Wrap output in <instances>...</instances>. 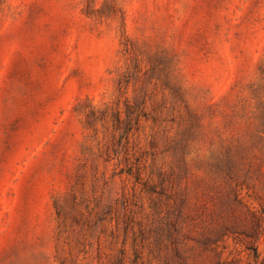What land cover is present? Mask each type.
<instances>
[{
    "label": "rangeland",
    "instance_id": "rangeland-1",
    "mask_svg": "<svg viewBox=\"0 0 264 264\" xmlns=\"http://www.w3.org/2000/svg\"><path fill=\"white\" fill-rule=\"evenodd\" d=\"M263 226L264 0H0V264H264Z\"/></svg>",
    "mask_w": 264,
    "mask_h": 264
},
{
    "label": "trees",
    "instance_id": "trees-1",
    "mask_svg": "<svg viewBox=\"0 0 264 264\" xmlns=\"http://www.w3.org/2000/svg\"><path fill=\"white\" fill-rule=\"evenodd\" d=\"M90 113H93V108L90 109ZM121 123H118V127L121 128ZM129 129L128 125H125V127L123 128V133H125L127 130ZM124 135V134H122ZM181 163H182V169L186 170V168L188 167V162L185 160L184 157L180 158ZM215 166L217 169H221L223 172H225L227 175H231L233 173L234 170V159L232 158V156H229V154L226 152L224 156L216 158V162H215ZM159 177H160V194H164V187H165V179L164 176L166 175L163 171H160L159 173ZM179 201L177 202L175 199L174 204L172 205V210L174 211L173 215H166L165 218L163 219L166 223V227H164L165 233L168 237L171 236L172 233H176V234H184L186 232V230L183 229L182 223L183 220L185 219L186 213L184 211V206L187 203V197L184 195H179ZM252 217L254 218L255 216L253 214H251ZM259 219L258 217L254 218V222L255 224H257V226L259 225ZM231 228L230 225H228L227 223H222L219 229V232H217L216 235H214V238H219L222 234H226V230H228L227 228ZM262 238L264 239V226L262 228L261 231V235L259 237L260 240H262ZM212 240V239H209ZM212 243V241H210ZM173 251V260L176 263H180V264H188L189 262L187 261V255H186V251L185 249H180L178 247V245H175L174 248L172 249ZM255 252H257V249H254ZM172 260V258H171Z\"/></svg>",
    "mask_w": 264,
    "mask_h": 264
}]
</instances>
